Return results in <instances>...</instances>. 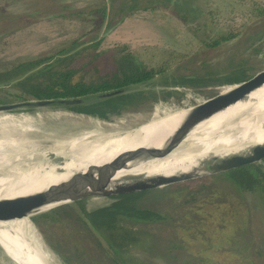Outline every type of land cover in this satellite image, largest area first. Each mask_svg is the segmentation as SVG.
<instances>
[{"label": "rangeland", "instance_id": "obj_1", "mask_svg": "<svg viewBox=\"0 0 264 264\" xmlns=\"http://www.w3.org/2000/svg\"><path fill=\"white\" fill-rule=\"evenodd\" d=\"M126 1L121 12H117L116 4L103 15L99 10L103 0H0V33L3 32L0 68L52 55L74 40L89 46L95 37L101 39L100 45L83 50L72 62L71 66L77 69L74 79L79 76L94 78L115 68L112 50L123 45L141 62L156 69L161 67L165 76L171 77L230 73L240 60L245 61L248 75L264 67V0ZM131 2H137V7L131 8ZM90 10L94 12L87 13ZM68 14L74 17H64ZM223 37L225 39L214 47H207L202 42ZM154 83L139 84L137 89L164 88ZM229 86L171 87L175 93L165 100L147 101L109 120L68 109L5 113L2 115L8 116L13 123L0 127V139L54 142L85 132L108 136L127 131L149 119L142 129L169 126L186 112L180 108L197 104ZM2 96L0 93V98ZM228 119L227 116L220 117L216 126ZM79 153L83 154V151L79 149ZM42 168L25 163L0 181L21 183L36 192L54 188L40 178ZM199 179L170 187L188 186ZM108 198H87L85 206H104L110 202ZM196 198L194 201H185L187 196L167 200L166 208L173 218L163 225L145 226L155 235L148 244L139 243L133 247L137 259L128 260L127 264H264L262 203L253 202V205L248 199L245 207L240 201L236 202L242 209L240 215H234V200L232 204L219 203L218 196L207 199L205 193ZM59 214L56 215L61 218L59 221L51 216L31 222L34 233L57 264H111L108 254L96 244L93 235L97 234L78 230L75 218L66 220L63 212ZM241 226L251 236L253 244L261 249L250 258H243L227 244L233 230ZM171 244L179 247L174 246L168 251L167 245ZM0 264H8L1 252Z\"/></svg>", "mask_w": 264, "mask_h": 264}, {"label": "trees", "instance_id": "obj_2", "mask_svg": "<svg viewBox=\"0 0 264 264\" xmlns=\"http://www.w3.org/2000/svg\"><path fill=\"white\" fill-rule=\"evenodd\" d=\"M116 4L118 5L116 6L117 12H121L123 7L126 6L127 1L103 0V4L99 10L103 12V15L108 14L109 10H113ZM136 5L137 2H131L130 7L133 8ZM93 12L92 10L87 11V13ZM64 17L72 18L74 15L68 14ZM2 33H0V37ZM93 39L89 46H85L83 42L74 40L52 55L20 61L1 67L0 93L3 95V98H0V103L82 96L118 89L132 84L149 81L154 83V80L164 87L161 90H134L115 97L67 108L77 113L109 120L123 115L125 111L139 107L147 101L165 100L175 93V91L170 90L171 87L232 85L242 82L254 74H246L245 61L240 60L236 68L230 73L217 72L214 75H210V73L207 74L206 72L202 75L194 74L178 77L167 75V77L165 76L164 69L147 66L135 54L131 53L127 46L123 45L112 50L115 68L94 78L79 76L77 79H74L77 69L71 66L72 62L76 60L83 50L90 47L96 48L100 45L101 39H97L96 37ZM224 39L223 37L211 42L207 40H202V42L207 47H214ZM255 39L258 40L260 38L256 37ZM31 111L24 110L21 112ZM94 161L98 164L103 163ZM149 173L130 169L119 172L116 175L129 176ZM40 178L57 187L73 179V176L61 170L43 167L40 172ZM189 184L188 186L183 184L170 188L166 187L112 196L113 201L110 204L96 208H88L85 206L86 199L80 200L34 216L32 220L36 222L41 217L49 218L55 216V220L59 221L61 218L59 219L56 215L59 212H63V217L67 218L66 220L75 218L78 230L97 234L93 235L96 239V244L103 252L108 254L107 257L110 258L111 264H127L128 260L135 261L137 259L133 247L139 243L148 244L147 242H149L150 238L155 235L148 231L145 226L151 224L163 225L169 223L173 218L169 214L171 212L166 208L165 204L169 199L174 200L187 196L188 199L185 201L190 199L194 201L197 200L196 197L199 194L205 193V198L207 199L218 196L219 203L232 204V200L235 203L240 201L241 204L236 203L232 207L234 215H240L242 207L238 205L247 207L249 200L252 204L253 202L262 203L264 209V159L261 162L247 164L201 178ZM192 185L194 187H191ZM0 189L13 195L36 192L34 189L21 183L11 181H0ZM148 195L155 196V199L147 198ZM242 226L233 230L231 237L227 239V244L243 258H250L251 255H256L258 251L260 253L261 249L253 244L251 236H249ZM174 246L179 247V245L171 244L167 245V250L170 251ZM51 249L54 252L56 251L54 247H51ZM144 250L146 251V249Z\"/></svg>", "mask_w": 264, "mask_h": 264}, {"label": "bare ground", "instance_id": "obj_3", "mask_svg": "<svg viewBox=\"0 0 264 264\" xmlns=\"http://www.w3.org/2000/svg\"><path fill=\"white\" fill-rule=\"evenodd\" d=\"M184 114L176 118L172 125L143 129L146 136L139 139L121 136L120 133L96 136L91 132L54 142L0 139V179L8 177L12 170L25 163L61 170L71 176H87L91 169L100 165L94 160L104 163L117 154L132 150L134 153L111 179L112 182L124 183L220 165L264 147V85L251 92L245 100L177 128ZM222 116H227L228 121L216 126ZM12 123L8 116L0 114V127ZM79 149L83 154L79 153ZM130 169L150 173L116 175ZM39 192L42 191L13 195L0 189V198L29 197ZM33 230L26 218L0 223V242L10 255L24 264H57Z\"/></svg>", "mask_w": 264, "mask_h": 264}, {"label": "water", "instance_id": "obj_4", "mask_svg": "<svg viewBox=\"0 0 264 264\" xmlns=\"http://www.w3.org/2000/svg\"><path fill=\"white\" fill-rule=\"evenodd\" d=\"M139 84L142 83L75 97L31 99L3 103L0 104V114L24 110L67 109L68 107L84 105L138 90L137 86ZM263 85L264 67L246 80L232 84L225 90L197 104L187 108H180L181 110H185L186 113L180 118L176 127L180 128L210 117L238 101L245 100L251 92ZM149 120L127 131L121 132V136L126 135L127 137H136V139L146 136V132H144L142 126L149 123ZM132 153H134V151L128 150L117 154L112 159L98 165L95 169H91V172H89L87 176L76 174L73 176L72 183L61 188L45 190L29 197L0 198V223L20 221L24 218L32 222L34 216L90 197H112L120 194L163 189L193 179L229 171L247 164L261 162L264 159L263 147L248 156L224 162L220 165L202 168L200 170L192 169L188 172L168 176L160 175L145 179H133L124 183L112 182L111 179L114 173L122 168L125 161ZM0 252L7 260L8 264H24L15 256L10 255L1 242Z\"/></svg>", "mask_w": 264, "mask_h": 264}, {"label": "flooded vegetation", "instance_id": "obj_5", "mask_svg": "<svg viewBox=\"0 0 264 264\" xmlns=\"http://www.w3.org/2000/svg\"><path fill=\"white\" fill-rule=\"evenodd\" d=\"M40 175V174H39ZM48 184H49V182H47ZM51 185V184H50ZM51 186H53V185H51ZM54 187V186H53ZM55 188V187H54ZM109 200H110V202L109 203H107V204H110L112 201H113V198L112 197H109L108 198Z\"/></svg>", "mask_w": 264, "mask_h": 264}]
</instances>
